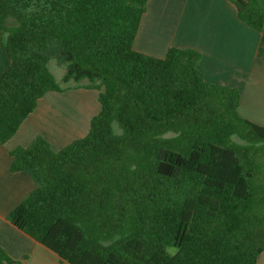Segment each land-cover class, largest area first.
<instances>
[{
  "label": "trees",
  "instance_id": "trees-1",
  "mask_svg": "<svg viewBox=\"0 0 264 264\" xmlns=\"http://www.w3.org/2000/svg\"><path fill=\"white\" fill-rule=\"evenodd\" d=\"M229 1L261 33V58L264 8ZM146 2L0 0V143L47 91L95 88L100 104L59 150L38 135L10 151L36 187L7 219L69 264H257L264 126L237 113L236 88L203 79L197 50L133 49ZM0 264L24 263L0 246Z\"/></svg>",
  "mask_w": 264,
  "mask_h": 264
},
{
  "label": "crops",
  "instance_id": "crops-1",
  "mask_svg": "<svg viewBox=\"0 0 264 264\" xmlns=\"http://www.w3.org/2000/svg\"><path fill=\"white\" fill-rule=\"evenodd\" d=\"M258 1L264 8V0ZM260 41L261 33L237 17L229 0H147L132 47L154 57H163L169 47L197 50V69L203 79L236 88L238 114L264 126V55L257 56ZM7 64L0 46V72ZM98 94V89L83 86L47 91L13 136L0 143V246L13 259L24 264H69L7 219L36 187L27 170H11L10 151L27 146L38 135L55 151L84 136L100 109ZM257 264H264L263 253Z\"/></svg>",
  "mask_w": 264,
  "mask_h": 264
},
{
  "label": "rangeland",
  "instance_id": "rangeland-1",
  "mask_svg": "<svg viewBox=\"0 0 264 264\" xmlns=\"http://www.w3.org/2000/svg\"><path fill=\"white\" fill-rule=\"evenodd\" d=\"M49 68L54 74L56 80L60 82L61 76L64 72V66L53 53L50 56ZM81 83H83V81Z\"/></svg>",
  "mask_w": 264,
  "mask_h": 264
}]
</instances>
